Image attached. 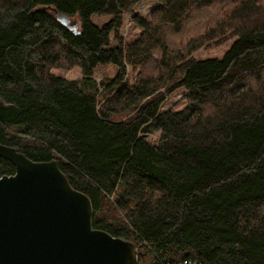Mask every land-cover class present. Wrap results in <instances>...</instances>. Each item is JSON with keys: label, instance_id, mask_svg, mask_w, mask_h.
I'll use <instances>...</instances> for the list:
<instances>
[{"label": "trees", "instance_id": "16d2710c", "mask_svg": "<svg viewBox=\"0 0 264 264\" xmlns=\"http://www.w3.org/2000/svg\"><path fill=\"white\" fill-rule=\"evenodd\" d=\"M148 1L0 0V143L55 160L138 264H264V0H154L144 18ZM178 89L186 107L163 109ZM15 171L0 157V176Z\"/></svg>", "mask_w": 264, "mask_h": 264}, {"label": "water", "instance_id": "95a60500", "mask_svg": "<svg viewBox=\"0 0 264 264\" xmlns=\"http://www.w3.org/2000/svg\"><path fill=\"white\" fill-rule=\"evenodd\" d=\"M59 20L74 31L66 14ZM15 174L0 176V264H138L133 242L93 227L89 196L55 160L34 161L0 143Z\"/></svg>", "mask_w": 264, "mask_h": 264}, {"label": "rangeland", "instance_id": "374dc122", "mask_svg": "<svg viewBox=\"0 0 264 264\" xmlns=\"http://www.w3.org/2000/svg\"><path fill=\"white\" fill-rule=\"evenodd\" d=\"M159 4L157 1H148L147 3H144L142 5H139L136 7V12L144 18H149L151 11L157 7ZM143 8V9H141ZM71 22L74 23L76 22L79 26L78 20L75 17H70ZM110 20V17H104V18H99L97 16L92 17V21L98 25L102 26L103 24L107 23ZM127 25V27H126ZM141 29L137 27L136 25L133 24V22L130 20L129 16L125 18L124 20V26H123V33L122 37L126 42H131L138 38L140 35ZM234 39L229 40L225 42L224 44H221L217 47L210 48V49H200L195 53V57L198 59H206V58H220L224 55V53L230 48L232 45ZM116 45L114 42H112L111 46ZM118 68L114 64H108V65H99L95 69V78L99 82L103 81H109L112 78L115 77L117 74ZM53 72L57 75L69 78V79H78L80 80L82 78V72L81 69L76 67L71 70H61V69H53ZM129 80L133 81L136 72L132 70L131 68L129 69L128 72ZM184 89H178L174 93H172L170 96L167 97V99L163 103V109H182L186 107L187 101L184 98ZM183 95V96H182ZM181 96V97H180ZM158 138V133L150 135L149 140L152 142H156Z\"/></svg>", "mask_w": 264, "mask_h": 264}, {"label": "built area", "instance_id": "2783aa9c", "mask_svg": "<svg viewBox=\"0 0 264 264\" xmlns=\"http://www.w3.org/2000/svg\"><path fill=\"white\" fill-rule=\"evenodd\" d=\"M155 261L157 262V264H167V263L164 261V259L161 260V259H159V257H157V258L155 259ZM185 263H187V262H185Z\"/></svg>", "mask_w": 264, "mask_h": 264}, {"label": "bare ground", "instance_id": "6f19581e", "mask_svg": "<svg viewBox=\"0 0 264 264\" xmlns=\"http://www.w3.org/2000/svg\"><path fill=\"white\" fill-rule=\"evenodd\" d=\"M188 260V259H187ZM190 263V262H189Z\"/></svg>", "mask_w": 264, "mask_h": 264}]
</instances>
